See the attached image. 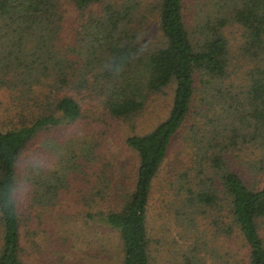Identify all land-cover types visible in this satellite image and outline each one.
I'll list each match as a JSON object with an SVG mask.
<instances>
[{"label": "trees", "instance_id": "1", "mask_svg": "<svg viewBox=\"0 0 264 264\" xmlns=\"http://www.w3.org/2000/svg\"><path fill=\"white\" fill-rule=\"evenodd\" d=\"M66 1L81 17L70 46L59 42ZM155 2L160 37L149 48L139 32L141 0H0V89L11 90L10 104L0 113V264H24L18 256V159L43 128L79 121L82 109L74 95L92 88L112 117L127 119L143 110L146 92L172 84L167 117L126 138L138 158L134 191L125 196L124 206L98 218L118 232L121 264H151L146 218L152 182L195 100L196 74L204 116L209 118L219 98V119L199 151L196 142L198 170L189 179L181 174L177 182L173 219L193 249L201 243L186 230L198 212L224 234L239 232L250 264H264V0H206L198 37L185 23L183 0ZM229 23L242 29L240 60L247 68L244 83L237 86L241 91H233V82L220 85L233 72L223 33ZM57 138L45 136L42 150L30 155L24 168L30 205L40 210L56 204L67 186L61 177L80 171L96 154L91 139L68 137L61 141L69 152L54 162ZM64 157L72 161L67 166L59 161ZM184 260L191 264L189 257Z\"/></svg>", "mask_w": 264, "mask_h": 264}, {"label": "rangeland", "instance_id": "2", "mask_svg": "<svg viewBox=\"0 0 264 264\" xmlns=\"http://www.w3.org/2000/svg\"><path fill=\"white\" fill-rule=\"evenodd\" d=\"M141 1L138 16L143 26L139 32H142L145 44L153 48L160 37L158 15L154 6L156 2ZM205 1L183 0L185 23L196 37L200 36L201 21L208 8ZM64 10L59 42L63 46H70L81 17L71 2L66 1ZM241 32V27L233 23L223 29L232 57L229 68L233 72L220 85L228 86L233 82L236 84L231 86L233 91L244 83L247 68L240 60L239 45L243 41ZM194 81L195 100L186 121L173 136L165 160L152 182L146 218L151 264H184L186 257L191 259V264H250L249 247L239 232L231 233V236L224 234L207 217L196 212L194 226L186 230V233L193 235L192 240L198 238L201 243L195 244L193 249V243L189 244L182 236L183 231L177 229L171 213L179 203V198L174 195L178 180L182 175H187L189 179L198 170L195 166L198 160L194 155L197 153L196 142L199 151V147L204 145L208 129L219 119L216 114L221 106L219 98H216L218 104L211 110L212 113L209 112V118L205 117L206 113L198 101L202 87L197 74ZM140 87L139 92L144 91V94L145 90ZM91 89L74 95L82 109V115L76 124L43 128L42 133L31 141L18 159L17 168L22 172L15 188L16 209L21 222L18 256L24 264L122 263L123 247L118 232L98 218L103 212L120 209L125 204V196L134 191L138 158L136 151L126 143V138L151 130L167 117L173 85L160 92H146L143 110L127 119L112 117ZM9 92L10 88L0 89V113L10 104ZM51 135L54 139L58 137L56 140L60 141L57 153L51 157L54 162L59 156L69 152L61 141L68 137L91 139L96 144V154L93 161H87L80 171L70 173L69 177H61H65L67 186L58 192L54 199L56 204L40 210L30 205L31 184L24 176V168L29 156L42 150L41 142L44 137ZM59 161L65 162L64 166L72 162L67 157ZM73 162L81 163V160L74 159ZM233 167L242 169L235 162ZM260 178L261 185H264V174ZM22 188L27 189L24 199H21ZM91 215L95 217L92 218ZM178 225L185 227L186 224L179 221ZM1 236L0 225V249Z\"/></svg>", "mask_w": 264, "mask_h": 264}, {"label": "clouds", "instance_id": "3", "mask_svg": "<svg viewBox=\"0 0 264 264\" xmlns=\"http://www.w3.org/2000/svg\"><path fill=\"white\" fill-rule=\"evenodd\" d=\"M26 192H27V189H26V188H22V189H21V193H22V195H21V199H24V198H25V196H26Z\"/></svg>", "mask_w": 264, "mask_h": 264}]
</instances>
